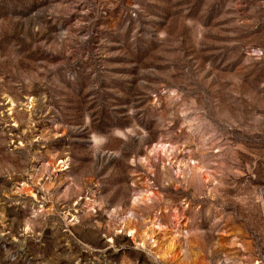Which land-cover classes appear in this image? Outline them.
Masks as SVG:
<instances>
[{
    "label": "rangeland",
    "instance_id": "obj_1",
    "mask_svg": "<svg viewBox=\"0 0 264 264\" xmlns=\"http://www.w3.org/2000/svg\"><path fill=\"white\" fill-rule=\"evenodd\" d=\"M0 264H264V0H0Z\"/></svg>",
    "mask_w": 264,
    "mask_h": 264
},
{
    "label": "bare ground",
    "instance_id": "obj_2",
    "mask_svg": "<svg viewBox=\"0 0 264 264\" xmlns=\"http://www.w3.org/2000/svg\"><path fill=\"white\" fill-rule=\"evenodd\" d=\"M66 161H67L66 159H63L61 161L56 162L55 163V168H57V169L58 168H60V169L63 168L65 166V164H66ZM129 234L136 238V240L139 242V245L145 246L144 242L141 241L142 239L138 238V235H137V233H136V231L134 229L130 228L129 229Z\"/></svg>",
    "mask_w": 264,
    "mask_h": 264
}]
</instances>
